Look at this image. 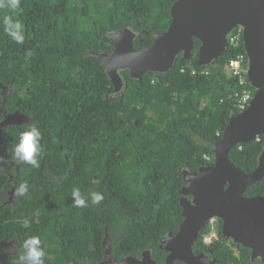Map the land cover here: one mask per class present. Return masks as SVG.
<instances>
[{"label": "trees", "instance_id": "trees-1", "mask_svg": "<svg viewBox=\"0 0 264 264\" xmlns=\"http://www.w3.org/2000/svg\"><path fill=\"white\" fill-rule=\"evenodd\" d=\"M175 1L20 0L16 9L0 7V83L15 90V108L32 118L7 136L9 153L33 124L43 148L38 168L22 162L17 188L27 183V194L0 200V239H15L20 250L4 256V264H20L30 236L40 238L44 264L99 263L108 247L117 260L146 249L159 263L165 260L161 239L183 221L182 171L214 165L215 145L240 112L238 99L245 90L256 92L228 70L239 52L247 55L245 48L229 47L202 68L197 50L190 60L179 55L168 73L147 71L141 79L122 70L121 92L102 60L88 54L111 53L108 34L127 26L138 34L136 50L151 45L155 32L168 29ZM6 16L22 24V44L5 33ZM262 144L260 138L237 146L230 160L250 173ZM4 185L0 177V191ZM74 189L86 207L74 206ZM93 192L103 195L99 203H92ZM245 194L264 195V179ZM217 230L221 239L206 244L208 224L194 251L213 249L216 264H264Z\"/></svg>", "mask_w": 264, "mask_h": 264}, {"label": "water", "instance_id": "water-1", "mask_svg": "<svg viewBox=\"0 0 264 264\" xmlns=\"http://www.w3.org/2000/svg\"><path fill=\"white\" fill-rule=\"evenodd\" d=\"M170 13L168 29L155 32L151 45L136 50L138 34L127 26L108 34L114 43L111 53L88 54L102 60L118 92L125 87L120 71L129 70L136 79L147 71L168 73L180 54L183 60L191 58L195 39L201 42L198 66H209L227 52L228 35L239 26L243 28L248 56L247 78L256 92L246 110L229 118L214 148V165L201 167L197 172L183 171L186 184L180 190V203L184 219L177 233L170 232L162 239V247L169 253L163 264L176 260L206 264L208 257L195 255L193 246L203 228L216 217L224 222L222 232L226 239L249 248L253 259L260 257L264 262V195L244 196L249 186L264 177V140L257 168L250 173L238 168L229 157L235 147L264 137V0H176ZM13 117L18 118L16 114ZM16 118L7 124L24 123ZM151 253L145 250L140 257L129 255L121 261L110 257L94 264H158ZM107 254H111L110 247ZM215 263L216 260L208 264Z\"/></svg>", "mask_w": 264, "mask_h": 264}, {"label": "flooded vegetation", "instance_id": "flooded-vegetation-1", "mask_svg": "<svg viewBox=\"0 0 264 264\" xmlns=\"http://www.w3.org/2000/svg\"><path fill=\"white\" fill-rule=\"evenodd\" d=\"M200 45H201V43H200ZM200 45L198 47L196 45V49L193 51L192 56L199 50ZM228 46H229V44H228ZM180 55L182 56V59H183V54H180ZM192 56H191V58H192ZM197 57H198V55H197ZM190 59H187V60H190ZM14 94H15V90L14 89H12L8 85H4V84L0 83V116L4 117V119L0 120V177L5 181V185L3 186L2 190L0 191V200H2L3 203H7V202L13 201V199L18 195L17 194V183H18V180L20 179L21 168L24 165V164H22V162L18 161L14 157V153H12V154L9 153L10 151H12V148L9 147V145H8L7 136H11V133L13 132L15 127L21 126L23 124H31L32 123V118L30 117V115H28L27 113L21 111L18 108H15V105H14ZM15 114L17 115L18 118L13 117ZM14 118H16V119H18L20 121H23L24 123H22V124H7V122H9L10 119L13 121ZM26 118H27V120H26ZM258 138H259V140H260V138H262V140H264L263 136H259ZM258 138H256V140H258ZM254 141H251V142H254ZM251 142H248V143H251ZM262 150H263V144H262ZM262 150H261V153H262ZM261 153H260V155H261ZM257 164H258V162H257ZM201 167H207V166H201ZM256 168H257V166H256ZM190 172H197V171H190ZM182 173H183V171H182ZM263 179H264V177L261 178L259 181H257L255 184H262ZM244 196L250 197V196H253V195H246L244 193ZM188 198L190 200H192V196L191 195H189ZM180 201H181V198H180ZM0 209H1V204H0ZM211 220H213V219H211ZM211 220H210V222L208 224L211 223ZM215 221H216V227L220 226L221 230L223 231V225H224L223 220L221 218H219V217H216ZM208 224H207V226H208ZM206 227H204L203 230ZM201 233H200V235H201ZM168 235L169 234H167L165 236H168ZM207 235L204 237V241H205L206 244L210 245L215 239H213V238L207 239L208 238ZM222 236H223V232H222ZM199 238H200V236H199ZM199 238H198V240H199ZM223 238L226 240V242L229 241L224 236H223ZM162 239H161L160 247L162 249H164L162 247V244H163ZM217 239H221L219 234L217 235ZM230 241H232L234 243L233 239H231ZM146 250H151V252H153L152 249H146ZM193 250H194V246H193ZM19 252H20V250H19L18 244L16 243L15 239L11 240V241H9L7 243L0 239V262H2L4 264V262H3L4 261V256H6V255L9 256L10 254H19ZM107 252H108V249L106 250V254H105V259L104 260H107L108 258L112 257V255H111L112 254V250H111V254H107ZM212 252H213V249H208L207 247H204L203 249H200L197 252L194 251V254L198 255V256L205 255V256L208 257L210 262H213L216 259L213 257ZM142 253H141V255H142ZM250 253H251V251H250ZM168 254L169 253L167 252L166 258L168 256ZM132 256H134V255H132ZM135 257H137V256H135ZM124 258H122V259H124ZM166 258H165V260L163 262H160V263L158 262V260H156L155 258L154 259L158 262V264H163V263H165ZM121 260H118V261H121ZM209 261L206 264H208ZM176 262H182L184 264H187L186 262L181 261V260H176L173 264H175ZM216 263H217V260H216ZM92 264H94V263H92Z\"/></svg>", "mask_w": 264, "mask_h": 264}, {"label": "clouds", "instance_id": "clouds-1", "mask_svg": "<svg viewBox=\"0 0 264 264\" xmlns=\"http://www.w3.org/2000/svg\"><path fill=\"white\" fill-rule=\"evenodd\" d=\"M19 4L20 0H0V7L16 9L19 7ZM3 23L5 33L16 43L22 44L25 39L22 24L10 16H6ZM2 119H4V117L0 116V120ZM41 137L42 133L35 124L22 131L19 136V142L14 145V157L20 162H24L38 168L39 157L43 152V148L40 143ZM27 192L28 184L21 183L17 188V194L24 196L27 194ZM90 195L92 203H99L103 199V195L99 192H93ZM72 197H74V206H87L86 200L84 196H82L79 189L73 190ZM23 227H29L28 220L23 222ZM214 239H217V237ZM22 250V254L19 257L20 264H44L45 250L41 246V240L38 236H30L26 238L22 243Z\"/></svg>", "mask_w": 264, "mask_h": 264}, {"label": "built area", "instance_id": "built-area-1", "mask_svg": "<svg viewBox=\"0 0 264 264\" xmlns=\"http://www.w3.org/2000/svg\"><path fill=\"white\" fill-rule=\"evenodd\" d=\"M228 44L229 47L232 48H240L242 45L244 47V37H243V28L241 26L236 27L229 35H228ZM229 72L237 76L241 83H248L247 78V70H248V56L242 52H239L237 56L229 61L228 64ZM254 96L253 91L245 90L242 96L238 99L237 107L239 111L246 110L251 103V100ZM207 160H211L209 155H205ZM207 239L216 238L217 237V228L215 224V219L211 220V231L207 235Z\"/></svg>", "mask_w": 264, "mask_h": 264}, {"label": "rangeland", "instance_id": "rangeland-1", "mask_svg": "<svg viewBox=\"0 0 264 264\" xmlns=\"http://www.w3.org/2000/svg\"><path fill=\"white\" fill-rule=\"evenodd\" d=\"M185 170H187V169H185ZM184 186V185H183Z\"/></svg>", "mask_w": 264, "mask_h": 264}]
</instances>
